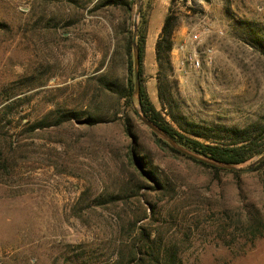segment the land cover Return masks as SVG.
Wrapping results in <instances>:
<instances>
[{"label":"rangeland","instance_id":"1","mask_svg":"<svg viewBox=\"0 0 264 264\" xmlns=\"http://www.w3.org/2000/svg\"><path fill=\"white\" fill-rule=\"evenodd\" d=\"M125 1L0 0V264H104L142 227L175 242L185 264H264V235L250 234L264 218L263 154L237 169L203 165L160 144L122 95L137 23L143 85L168 121L207 143L260 134L264 0H141L138 17L139 1ZM169 14L174 48L198 32L210 65L184 74L173 50L159 65ZM51 110L77 118L31 131ZM133 147L166 188L141 175Z\"/></svg>","mask_w":264,"mask_h":264},{"label":"trees","instance_id":"2","mask_svg":"<svg viewBox=\"0 0 264 264\" xmlns=\"http://www.w3.org/2000/svg\"><path fill=\"white\" fill-rule=\"evenodd\" d=\"M127 4L125 0H100L97 8H107L112 6ZM145 15V14H144ZM143 15V16H144ZM177 25V19L173 17L171 14L167 15L165 18V22L162 28V32L158 41L156 42V56L159 62V65H164L165 62H171L170 52L174 48V31ZM7 26L5 23L0 21V27ZM145 40H146V29L145 27L140 26L137 43L140 48V57H141V95H140V104L142 107L143 113L151 120L160 125L173 139L176 140L178 144L183 146L184 148L191 150L197 154L203 155L205 157L218 160L224 163L229 164H241L248 159L252 158L255 155L264 154V130L253 137L252 139H243L237 143L232 144H219V143H207L203 142L198 138L192 137L190 135L185 134L181 130H179L176 126H174L166 117H164L163 113L156 108L154 103L150 100L149 95L144 88L143 85V57L145 51ZM131 40L129 45V64H128V78L126 84L124 85V92L122 93L123 97L126 98L128 103V109L131 110L132 113H136L137 111L134 107V64H133V55L131 52ZM108 88L111 90L118 89V85L116 83H107ZM9 105L3 106L0 109V116L2 111L6 109ZM77 118L76 111L67 110V111H56L51 110L48 114H46L43 118H37L35 121H27L30 124V130L35 132L39 127L49 126V124L63 125L73 119ZM3 119L0 118V122ZM85 122L89 124L95 123V119L92 116L87 117ZM195 132L198 131V127H194ZM128 132L130 129L127 128ZM155 134V133H154ZM196 135H200V133H195ZM157 141L163 146L169 147L171 150L180 153V151L174 147H172L167 141L158 137L155 134ZM132 148L131 158L135 165L138 167L141 175L145 179H151L156 182L155 189H159L158 186L163 189L166 188V185L163 181L157 176L156 172L153 169H148L144 161L143 156H141L139 152L134 151ZM195 160V159H194ZM203 165L212 167L216 170H220L219 166L209 164L203 161L195 160ZM260 165H264V160ZM232 172H238L237 170H230ZM147 215V213H146ZM251 219L249 218V221ZM251 227V239H257L264 235V218L258 217L255 215L252 218L250 223ZM138 241H134L132 245L128 247V249L122 248L119 254H117L112 259L107 260L104 264H185V261L182 257L180 250L178 249L175 242L166 243L163 241L162 237L156 235L153 231L142 227L139 232Z\"/></svg>","mask_w":264,"mask_h":264},{"label":"water","instance_id":"3","mask_svg":"<svg viewBox=\"0 0 264 264\" xmlns=\"http://www.w3.org/2000/svg\"><path fill=\"white\" fill-rule=\"evenodd\" d=\"M138 9L136 12V17L139 16L140 7H141V0H138ZM137 20V18H136ZM137 36H138V24L135 23V30H134V37H133V51H134V92L133 97L137 98L139 102V107L136 108L137 115L140 118L141 121H143L150 129H152L156 134H158L161 138L169 142L174 148L183 151L184 153L190 155L191 157L209 163L213 164L219 167H226L230 169H237L238 167L234 164L224 163L218 160H214L208 157H205L203 155L197 154L191 150H188L178 144L175 139H173L160 125H158L153 120L149 119L142 111V107L140 104V95H141V75H140V68H141V57H140V48L137 43ZM264 160V154L261 155L256 162H261Z\"/></svg>","mask_w":264,"mask_h":264},{"label":"built area","instance_id":"4","mask_svg":"<svg viewBox=\"0 0 264 264\" xmlns=\"http://www.w3.org/2000/svg\"><path fill=\"white\" fill-rule=\"evenodd\" d=\"M201 42V35L198 32L192 31L187 42L173 49L172 52L174 59H176V66L180 72L185 74L193 70H200L205 64H211L212 48L200 49Z\"/></svg>","mask_w":264,"mask_h":264}]
</instances>
